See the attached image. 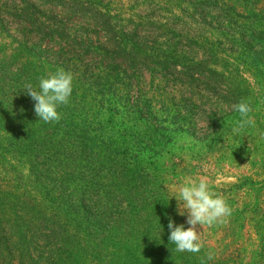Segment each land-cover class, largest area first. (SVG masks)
Wrapping results in <instances>:
<instances>
[{
  "label": "rangeland",
  "instance_id": "1",
  "mask_svg": "<svg viewBox=\"0 0 264 264\" xmlns=\"http://www.w3.org/2000/svg\"><path fill=\"white\" fill-rule=\"evenodd\" d=\"M59 68L72 93L45 123L25 85ZM241 99L255 126L234 134ZM29 124L52 134L27 139ZM25 145L48 149L55 184L25 178ZM79 152L117 163L116 187L138 199L96 175L82 186ZM200 176L233 212L198 226L199 253H178L169 218L189 225L171 189ZM81 204L92 215L76 222ZM87 250L94 264H264V0H0V264Z\"/></svg>",
  "mask_w": 264,
  "mask_h": 264
},
{
  "label": "clouds",
  "instance_id": "2",
  "mask_svg": "<svg viewBox=\"0 0 264 264\" xmlns=\"http://www.w3.org/2000/svg\"><path fill=\"white\" fill-rule=\"evenodd\" d=\"M72 82V73L59 68L47 78H40L39 90L31 83L25 85L27 94L35 101L34 111L39 120L45 123L59 122L61 116L57 109L58 106L69 102ZM233 109L240 116L232 129L234 134L241 133L246 127L255 126L254 119L249 115L252 112L250 99H241L233 105ZM171 191L173 194L170 198L175 197L178 201V214L187 215L186 223L189 226L185 228L184 224L177 225L169 218V242L175 245V251L178 253H199L204 245L198 226L210 227L224 222L225 218L231 216L233 209L223 195L211 190L206 176H200L198 179L185 178L182 183L173 185ZM206 259L212 260L213 255L207 254ZM201 264H206L204 257H201Z\"/></svg>",
  "mask_w": 264,
  "mask_h": 264
},
{
  "label": "trees",
  "instance_id": "3",
  "mask_svg": "<svg viewBox=\"0 0 264 264\" xmlns=\"http://www.w3.org/2000/svg\"><path fill=\"white\" fill-rule=\"evenodd\" d=\"M3 111L4 110H2V112ZM26 128H28V130L25 129L26 134L28 135L27 139L30 138L34 139L35 136L33 134L37 132L43 133L42 135H44L45 137L52 134L50 133V129H42L41 131H38V127H36L34 124H29L26 126ZM19 144H20L19 146L21 147V143ZM24 147H25V151H24L25 153L20 152V155L27 156L29 159L28 161L32 160L33 162H37L36 170L32 173V175L31 174L26 175L25 178L30 180L32 179L33 176L37 177L36 179H32L31 183H33L35 186H38L40 188L44 187V185H46L47 183L55 184L58 177V172L55 171L53 168L52 159L46 155V151L48 149H46L44 145H41L39 148L36 149L28 148V145L23 146V148ZM77 148L87 150L89 148V143L84 139V141L80 142V145L77 146ZM75 155H76V157L74 156L75 165L72 166V168H70V173H72L71 175H73L75 179L81 180L82 186L86 185V181H84V179H79L77 177L84 176L89 178L90 176L96 175L99 178L96 179L98 182L101 180L100 183L105 184L104 179H106L109 182H111L110 187H114L115 189H123L125 195L128 196L131 195L133 200L138 199V197L134 195L137 194L138 191L134 192L132 189H128V187L125 186H121L120 188L116 187L118 183H121V178H120V176H122L121 170L118 168L117 163H115L113 160H110L109 157H107V159L106 158L102 159L101 154H96L95 156L91 157L89 155L84 154L83 152L75 153ZM71 161H72V156H71ZM1 162L2 165L3 164L6 165L8 159L1 158ZM91 182H94V179H91ZM76 186L75 188L77 191L74 190V200L77 203L78 201L80 202V199H82L83 197L78 196V192L80 193V191ZM143 194H145V192H141L140 195ZM95 200H96L95 203H97L99 197H96ZM82 207L84 210H82ZM74 211L77 216L76 222L78 221L83 222L84 218L87 217L86 215H88L89 217L90 216L89 214H91L89 211V207L86 206V204H81L80 206L77 205ZM95 260L96 259H95L94 251L87 250L84 253L78 251L75 255L74 262L76 264H94L96 262Z\"/></svg>",
  "mask_w": 264,
  "mask_h": 264
}]
</instances>
